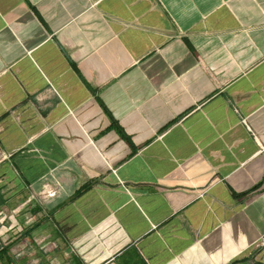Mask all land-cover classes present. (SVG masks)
Listing matches in <instances>:
<instances>
[{
    "label": "crops",
    "instance_id": "1",
    "mask_svg": "<svg viewBox=\"0 0 264 264\" xmlns=\"http://www.w3.org/2000/svg\"><path fill=\"white\" fill-rule=\"evenodd\" d=\"M0 196L29 264H264V0H0Z\"/></svg>",
    "mask_w": 264,
    "mask_h": 264
},
{
    "label": "rangeland",
    "instance_id": "2",
    "mask_svg": "<svg viewBox=\"0 0 264 264\" xmlns=\"http://www.w3.org/2000/svg\"><path fill=\"white\" fill-rule=\"evenodd\" d=\"M11 213L12 212L5 206L0 208V246L3 244V242L9 239L14 240L13 242L15 244L10 247V250H14L16 247L20 246V250L17 253H14V257L17 260L16 264H29L31 259L35 260L37 257H39L37 252L38 250L34 247V243L29 241L28 243L31 246L32 251L29 250V248L27 249V247L26 249L25 247H22L24 241L20 240L23 238L20 233L23 232L24 226L23 223L18 221H22L23 213H19L16 217H14V214L12 216ZM24 252H27L28 256L25 257ZM30 253H32L31 258H29Z\"/></svg>",
    "mask_w": 264,
    "mask_h": 264
},
{
    "label": "trees",
    "instance_id": "3",
    "mask_svg": "<svg viewBox=\"0 0 264 264\" xmlns=\"http://www.w3.org/2000/svg\"><path fill=\"white\" fill-rule=\"evenodd\" d=\"M89 185L83 186V189ZM82 191V189L80 190ZM79 191V192H80ZM4 204V199L0 196V208ZM14 240H7L0 246V264H16L17 260L10 252V247L14 244Z\"/></svg>",
    "mask_w": 264,
    "mask_h": 264
}]
</instances>
